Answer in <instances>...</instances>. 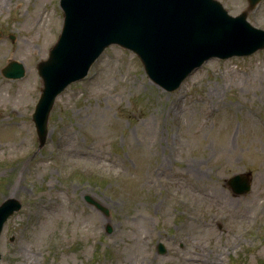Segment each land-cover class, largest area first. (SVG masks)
Wrapping results in <instances>:
<instances>
[{
	"label": "rangeland",
	"instance_id": "1",
	"mask_svg": "<svg viewBox=\"0 0 264 264\" xmlns=\"http://www.w3.org/2000/svg\"><path fill=\"white\" fill-rule=\"evenodd\" d=\"M219 1L264 29V0ZM63 21L60 0H0V203L22 202L1 263L201 264L189 258L220 250L213 264H264V48L212 57L168 91L110 45L58 94L41 144L37 64ZM11 60L23 77L3 75ZM241 172L252 187L239 195L228 179Z\"/></svg>",
	"mask_w": 264,
	"mask_h": 264
},
{
	"label": "water",
	"instance_id": "2",
	"mask_svg": "<svg viewBox=\"0 0 264 264\" xmlns=\"http://www.w3.org/2000/svg\"><path fill=\"white\" fill-rule=\"evenodd\" d=\"M258 1L249 0V8ZM61 6L62 33L49 57L38 63L44 86L34 120L41 144L56 96L70 82L84 77L111 43L136 52L148 75L170 91L211 57L249 55L264 48V29L247 20V11L233 16L218 0H61ZM2 71L19 78L25 69L13 60ZM251 180V172H242L230 177L228 184L236 194H244ZM86 199L109 215V209L93 196ZM21 207L22 202L12 196L0 203V235L5 221ZM107 230H112L110 225ZM158 248L160 253L166 251L162 243Z\"/></svg>",
	"mask_w": 264,
	"mask_h": 264
},
{
	"label": "bare ground",
	"instance_id": "3",
	"mask_svg": "<svg viewBox=\"0 0 264 264\" xmlns=\"http://www.w3.org/2000/svg\"><path fill=\"white\" fill-rule=\"evenodd\" d=\"M156 125V124H155ZM157 126V125H156ZM156 126H155V130H154V133L156 134V135H158L159 134V130L158 129H156ZM154 134V135H155ZM240 215V214H239ZM243 217H244V215H243ZM232 242H233V240H232ZM217 253H214V255L212 256H207L206 254H205V250H202V252L201 253H198L197 255V257H195V258H193V257H190L189 259L190 260H197L198 262H200L201 264H213V263H215V262H217V260L219 259V257H220V255L222 254V252L220 251V250H217L216 251Z\"/></svg>",
	"mask_w": 264,
	"mask_h": 264
}]
</instances>
